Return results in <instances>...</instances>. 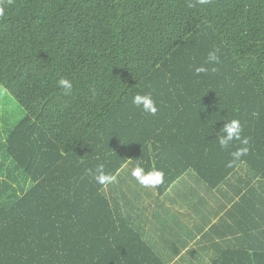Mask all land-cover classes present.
Masks as SVG:
<instances>
[{
  "label": "trees",
  "instance_id": "trees-1",
  "mask_svg": "<svg viewBox=\"0 0 264 264\" xmlns=\"http://www.w3.org/2000/svg\"><path fill=\"white\" fill-rule=\"evenodd\" d=\"M0 8V86L25 112L0 147L9 164L0 166V264H170L143 235L142 211L123 213L136 198L123 204L121 189L88 173L103 163L117 178L138 161L165 173L159 198L192 172L218 200L222 218L203 234V251L196 242L197 264L210 252L202 264H264V0H0ZM214 49L217 71L197 76ZM62 77L68 95L56 85ZM137 93L152 95L155 116L132 104ZM232 119L250 150L228 167L240 144L221 148L216 136Z\"/></svg>",
  "mask_w": 264,
  "mask_h": 264
},
{
  "label": "rangeland",
  "instance_id": "rangeland-1",
  "mask_svg": "<svg viewBox=\"0 0 264 264\" xmlns=\"http://www.w3.org/2000/svg\"><path fill=\"white\" fill-rule=\"evenodd\" d=\"M24 116L25 112L23 108H21L13 97L0 86V147H3L6 140L4 131L9 132V130H11ZM5 160L6 155L0 150V166L4 164L9 167V164H6ZM133 167V165L127 164L111 186V189L114 187L117 190L121 189V195L122 191L124 192L126 197H123V204L127 198H136L130 199L131 201L125 204L123 213L135 218V216H138L142 211L143 214L138 216L137 219L141 223L140 227L144 228L142 229L143 235L148 241L153 240L157 243L156 247L160 253H166L168 257H170L169 259H173L170 264H186L189 262L197 264L199 259L196 258H200L198 253H196L193 261L190 257V251H186L183 255L179 254L182 256L181 259L180 256L179 259L175 256L181 253L183 251L182 249L189 242L190 231H180L173 221L187 224V217L189 216V224H191L195 222V219L199 220L206 217V211L209 216H213L214 210H219L217 206L219 204L218 200H214L215 197L212 193L209 195L206 186L200 182L192 172L186 173L178 180L175 186L170 188L169 192L163 198H159L154 188L142 187L131 177L130 170ZM3 174L4 178H9L6 171H4ZM245 174V171H241L234 180L243 178ZM7 182H10V180H7ZM110 192L111 190L108 189V193ZM200 198L207 203H204V205L201 204L200 207L195 206V204L200 202ZM209 199H211V201H209ZM221 199V203L226 202L224 198ZM214 201L218 204L216 205ZM159 205L163 206V209H159ZM155 225H157L159 229H157ZM155 228L157 230H155ZM183 231H188L185 238H178V235L182 234ZM168 238L171 239L172 243L171 252L165 251V249L170 246ZM193 248L196 250L195 246ZM204 262L207 263V257L203 258L200 264Z\"/></svg>",
  "mask_w": 264,
  "mask_h": 264
},
{
  "label": "clouds",
  "instance_id": "clouds-1",
  "mask_svg": "<svg viewBox=\"0 0 264 264\" xmlns=\"http://www.w3.org/2000/svg\"><path fill=\"white\" fill-rule=\"evenodd\" d=\"M201 4L206 3L207 0H199ZM189 7L192 4L189 3ZM3 8H0V15L3 14ZM219 49H214L210 51L207 55L205 63L211 65L212 67L198 66L194 68V73L199 76L201 73H207L209 71L216 72L217 68L215 65L221 63L220 56L218 55ZM56 85L59 89L63 91V94L68 95L73 85L67 78H60L57 80ZM132 104L139 108L143 113L149 116H155L158 112L157 102L153 99L151 94H135L132 97ZM242 125L236 119L226 121V123L221 127V133L216 136V141L221 148H228L234 142L238 141L240 147H237L235 151L230 153L232 159L228 162V167H232L237 161H239L243 156L249 153L250 141L248 137H242ZM99 159V157H97ZM91 179L98 185L102 187H107L109 184L113 183L116 177L112 174L105 172V165L103 163H98L94 170H88ZM130 175L134 180L142 187L145 188H155L164 182L165 173L162 170L152 168L146 171L144 167L141 166V162H137L135 166L130 170ZM184 253H180L183 255ZM179 259V256H177Z\"/></svg>",
  "mask_w": 264,
  "mask_h": 264
},
{
  "label": "crops",
  "instance_id": "crops-1",
  "mask_svg": "<svg viewBox=\"0 0 264 264\" xmlns=\"http://www.w3.org/2000/svg\"><path fill=\"white\" fill-rule=\"evenodd\" d=\"M173 186H175V184L173 185ZM201 199V198H200ZM209 201H211V199H209ZM214 203L217 205L218 203H216L215 201H214ZM201 206V203L199 202V203H197V204H195V206H198V207H200ZM194 206V205H193ZM218 207H220L219 206V204L217 205ZM161 209H163V208H161ZM213 212V211H212ZM222 212L223 211H221L220 210V208H219V210L217 209V211L216 210H214V214H213V216L211 215V216H209L208 214H207V226H204V228H202V226H201V222H202V224H203V221H202V219H199V220H197V219H195V222L193 223H191V224H189V216L187 217V224H185V226H183L184 227V229H182V230H189L190 231V235H189V242L185 245V247L182 249L183 251L181 252V253H185L186 251H190V254H191V251L192 252H194L193 254H194V257H195V253H196V250H194V246L196 245V242H198L199 240V242H200V245L198 246V247H201L200 248V251H203V249H202V246H204V244L205 243H207L206 241H205V238H204V236H203V234L205 233V231L209 228V226L211 225V224H214L218 219H221L222 218ZM149 220H151V219H149ZM155 227H157V225H155ZM157 229H159V228H157ZM156 228H155V230H157ZM185 232H188V231H185ZM184 232V233H185ZM215 235V234H214ZM214 235H212L213 237H215ZM211 236V237H212ZM185 238V236H184V234L182 235V234H179L178 235V238ZM211 237H207V238H209V239H211ZM151 240V239H150ZM201 241H205V242H203V243H201ZM152 242H154L153 240H151V241H149V243H152ZM155 243V242H154ZM161 243V242H160ZM197 249V248H196ZM199 250V249H198ZM206 250V249H205ZM180 253H178V254H176L175 256L177 257V256H180L179 255ZM213 254V252H210L209 254H207V255H212ZM207 255H206V257H207ZM193 257V258H194ZM182 258V256H180V259ZM196 259H200V258H196ZM194 259H192V261H193ZM186 264H196V263H193V262H189V263H186Z\"/></svg>",
  "mask_w": 264,
  "mask_h": 264
}]
</instances>
